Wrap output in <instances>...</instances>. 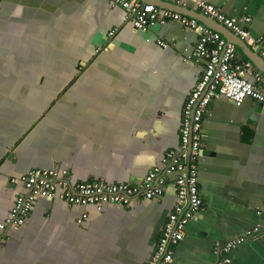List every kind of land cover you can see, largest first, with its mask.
Listing matches in <instances>:
<instances>
[{"label": "crops", "instance_id": "crops-1", "mask_svg": "<svg viewBox=\"0 0 264 264\" xmlns=\"http://www.w3.org/2000/svg\"><path fill=\"white\" fill-rule=\"evenodd\" d=\"M157 1L177 7L148 3ZM203 1L229 18L250 16L244 41L261 58L253 43L264 36V0ZM182 8L199 13L191 2ZM197 37L175 21L136 29L107 0H1L0 222L31 169H66L76 182L136 183L161 166L178 146L183 105L204 68L186 59ZM237 58L250 62L239 50ZM201 132L204 210L186 225L170 264H216V244L264 223L255 214L264 207V106L215 98ZM174 177L167 174L160 198L129 208L37 198L24 225L7 232L0 264H146L175 203ZM220 257L264 264V240Z\"/></svg>", "mask_w": 264, "mask_h": 264}, {"label": "built area", "instance_id": "built-area-1", "mask_svg": "<svg viewBox=\"0 0 264 264\" xmlns=\"http://www.w3.org/2000/svg\"><path fill=\"white\" fill-rule=\"evenodd\" d=\"M107 2L111 7L121 8L136 29L175 21L198 35L193 53L186 59H200L204 62V68L184 102L178 146L167 150L162 156L161 166H153L136 183H108L103 179L76 182L66 169L29 170L21 178L23 192L15 197L7 216L0 222V248L8 239L9 230L17 231L24 225L37 198L59 200L66 206H92L97 210L106 204L129 208L133 201L160 198L168 183L167 174L173 173L175 177L171 183L175 190V203L160 229L154 252L146 263L170 264L175 247L184 239L186 225L204 210L198 188L197 161L202 152V123L209 105L215 98H223L234 105L249 98L264 106V76L254 70L250 62L237 58V49L230 41L193 17L140 0ZM187 2L195 4L201 15L222 25L240 40L248 37L250 16L229 18L220 8L203 0H174L178 7H185ZM158 44L167 47L165 42L159 41ZM253 45L260 50V57L264 61V36L255 39ZM255 214L264 216V208H256ZM85 218L84 213L78 222ZM252 238L264 240V223L255 224L246 235L216 244V264H230L228 257L220 256Z\"/></svg>", "mask_w": 264, "mask_h": 264}, {"label": "water", "instance_id": "water-1", "mask_svg": "<svg viewBox=\"0 0 264 264\" xmlns=\"http://www.w3.org/2000/svg\"><path fill=\"white\" fill-rule=\"evenodd\" d=\"M140 1H143L144 3L151 2V0H140ZM157 3L159 4L158 1H157ZM158 4H156V5L160 6V4L159 5ZM172 7L175 8V11H179V12L184 11V9L182 7H178V6L175 7V5L172 6ZM187 16L193 17L199 23L204 24L205 26L213 29L214 31L219 32L227 41H230L236 47L237 50L242 52L248 58V60L251 62V64L255 68H257L258 70H260V72L264 75V61L261 58H259L258 55L256 53H254L253 51H251L252 52L251 54L253 56L248 53V51H247L248 50V46H247V44L245 43L244 40H240L238 37L234 36L229 30L224 28L222 25L218 24L214 20H212V19H210L208 17H205V16H203V15H201L199 13H195L194 12L192 14H188ZM263 208H261V209H263Z\"/></svg>", "mask_w": 264, "mask_h": 264}]
</instances>
